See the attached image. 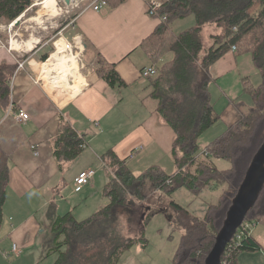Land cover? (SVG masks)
Segmentation results:
<instances>
[{"label":"trees","instance_id":"1","mask_svg":"<svg viewBox=\"0 0 264 264\" xmlns=\"http://www.w3.org/2000/svg\"><path fill=\"white\" fill-rule=\"evenodd\" d=\"M109 1L106 0L107 5ZM31 4L32 0H0V20L14 21ZM255 7H259L256 12ZM188 16L194 17L193 25L172 30L175 21ZM153 17L160 23L142 47L152 65L162 55L170 56L160 65V73L148 79L152 84L151 96L156 101L155 110L175 134L170 150L175 170L168 172L153 164L134 173L125 159L107 149L100 156L113 172L100 192L107 202L84 219H77L72 211L53 218L52 238L45 254L56 255L54 264H114L122 252L143 238V230L140 236L124 237L117 229L121 215L128 221L134 218V207L140 201L150 208L146 217L153 214L154 206L159 210L168 206L172 212L169 220L182 232L171 264H205L227 210L264 142V0H163ZM208 25L216 31L209 33L212 41L206 46L203 29ZM256 31L259 36L251 46L242 43ZM230 48L250 55L260 82L252 85L249 77L243 78L244 92L252 104L243 103L240 118L223 135L200 149V136L218 120L208 88L209 66ZM48 59L47 54L41 57L43 63ZM16 68L15 64L0 62V107L8 105L9 83ZM95 71L110 87L126 85L114 65L99 54ZM60 125L53 146L58 163L77 158L85 145L68 122ZM219 160L229 162L230 167L220 169L216 164ZM7 181L8 165L0 152V224ZM182 187L195 196L205 189L220 188L221 192L215 202L207 203L202 217H198L171 199L173 191ZM158 193L165 199L162 203L151 200ZM244 220L254 226L264 225V184ZM260 249L261 245L249 233L232 250L222 253L221 263L239 264L238 253Z\"/></svg>","mask_w":264,"mask_h":264},{"label":"crops","instance_id":"2","mask_svg":"<svg viewBox=\"0 0 264 264\" xmlns=\"http://www.w3.org/2000/svg\"><path fill=\"white\" fill-rule=\"evenodd\" d=\"M147 2L110 0L99 11L81 9L75 15L68 31L70 37L66 39L82 38L84 51L77 65L85 86L73 97L51 94L38 78L36 71L44 55L34 57L40 51L39 46L27 60L13 53L17 52L13 48L7 52L0 49V62L17 66L9 83L8 105L0 107V152L8 165L0 224V242L6 241V245L0 253V261L43 264L50 258L45 264H54L56 255L45 254L52 238L53 218L72 211L74 216L79 214L75 216L77 219H84L107 202L100 195L104 183L113 177L112 170L100 159L107 149L111 148L119 158L125 159L134 173L153 164L172 169L168 162L172 161L170 150L174 131L155 110L151 79L140 75L143 67L152 65L142 43L160 23L157 17L147 13ZM234 53L237 52L228 50L231 68H237L240 60ZM97 54L114 65L126 84L124 87H110L98 76L95 71ZM221 56L209 66L208 88L211 100L212 94L216 96L220 91L227 101L218 109L217 100L212 101L218 120L209 128L216 125L215 135L208 143L223 135L240 118L241 105L247 104L237 101L238 93L230 91L229 83L238 78V72H232V76L224 75L225 67L220 68L224 65L220 62ZM20 62H24L22 66ZM244 77L248 75L241 80ZM19 110L28 113L26 121L15 120L14 114ZM63 121L83 138L85 147L74 160L58 163L53 146ZM138 147L141 149L137 151ZM216 164L220 169L230 167L224 160ZM86 168H94L95 175L81 190L95 189L90 190L91 194L85 199H72L69 189L75 192L74 178ZM83 208L90 209L83 212ZM259 226L252 228L250 234L261 245L264 236L259 233ZM13 244L18 248L17 253L12 252ZM10 257L14 259L10 261ZM237 261L239 264H264V252L262 248L243 251L238 253Z\"/></svg>","mask_w":264,"mask_h":264},{"label":"rangeland","instance_id":"3","mask_svg":"<svg viewBox=\"0 0 264 264\" xmlns=\"http://www.w3.org/2000/svg\"><path fill=\"white\" fill-rule=\"evenodd\" d=\"M42 1L44 0H32L31 6L28 8V11L21 14V19L17 24H14L13 27H9L10 22H5L0 20V49L7 52L10 50L9 48V41L10 38L12 40H34V47L29 51H17L11 52L17 54L22 59H30L36 50V47H40L39 53L34 54V57H41L43 54L48 53L50 58L51 53L54 52L53 43L61 37H70L69 30L70 24L72 19L75 15L83 9L89 2V0H75L71 3H66L64 0H57V13L55 15H51L50 11L42 8ZM259 10V7H255L254 12ZM23 15V16H22ZM194 17L188 16L183 19H179L175 21L172 25L173 31H179L184 28H187L194 24ZM216 30L212 25L205 26L203 29V38L204 43L207 46L209 42L212 41L209 38V33L215 32ZM257 31L254 35L250 37H246L242 43H248L251 46L254 43V39L258 38ZM38 44V45H37ZM42 45V46H41ZM247 47V46H245ZM14 48H17L16 46ZM50 54V55H49ZM228 50L221 56V61L224 65L220 68L225 67V74L224 75H233L232 72H238V78L232 79L229 83L231 88L230 91L232 93H238L237 101H244L247 104H252L250 96L247 92H244L243 89V80L241 78L245 75H248L250 83L252 85H257L260 82V76L257 68L254 66L250 55L248 53H234L240 58L239 62L237 63V68L232 67L231 63L228 62ZM70 55V54H69ZM80 54V58H82ZM71 56V55H70ZM75 56V55H74ZM169 55H162L158 58L156 64L157 70L160 73V65L164 62H167L169 59ZM79 60L75 56V61ZM74 66L83 78V74L79 70L77 64ZM76 61V62H77ZM24 63V62H23ZM153 63V62H152ZM43 62H41L37 72L38 78L43 81V83L47 86L48 90L52 93H61L56 89V87L49 86L41 76V72L43 70ZM84 71V69L82 70ZM84 79V78H83ZM224 80H227V77H224ZM225 82V81H223ZM226 85V84H224ZM228 85V84H227ZM226 85V86H227ZM62 94V93H61ZM217 100V109L221 107V105L225 104L227 99L224 98V95L221 96L220 91L216 93V96L212 94V101ZM216 107V106H215ZM216 127V125H215ZM215 127L211 129H207L202 133L199 139L200 149L207 144L209 139H211L215 134ZM203 145V146H202ZM169 169L168 172L174 171L173 161H169ZM166 170V169H165ZM90 186V185H89ZM148 187V186H146ZM70 188V187H69ZM95 189V187H92ZM86 189H82L80 192H72L71 189L69 191L72 193V199H85L91 194V191ZM221 192L220 188L210 190L205 189L202 190L200 194L196 196L192 194L186 188H177L173 193L170 195L171 199L176 203L180 204L184 208H186L191 213L195 214L198 217H202L204 210L206 208L207 203L215 202L218 199V195ZM147 195H150V190H146ZM161 193L157 194V199H151L152 201H159L163 202L165 199L160 198ZM156 201V202H157ZM158 203V202H157ZM156 203V205H157ZM140 205H135L133 219L131 218L128 221V218L124 215L120 216V219L117 220V229L118 234H121L124 237H137L140 236L142 232V239L137 243L134 244L129 249L122 252L119 258L115 261L114 264H171L173 259V255L177 248V245L180 240L181 230L176 228L174 224L169 220V216L172 214L170 208L168 206H163L161 210L157 207H153V214L146 217L149 213V209L147 204L144 202H139ZM90 205V204H89ZM91 206V205H90ZM100 206V205H98ZM90 208H83L82 211H87ZM92 211V210H91ZM78 213V210L75 211ZM75 216H79L75 214ZM261 229L259 233L264 236V225L259 226ZM255 228V226H253ZM5 242H0V253L2 249L5 247ZM16 245V244H15ZM17 248V246H16ZM261 248L264 252V244H261ZM18 249V248H17ZM2 254V253H1ZM47 258V257H46ZM14 257H10L9 260L12 261ZM50 258H47L43 264L47 261L49 262ZM0 264H6L5 261H0Z\"/></svg>","mask_w":264,"mask_h":264},{"label":"water","instance_id":"4","mask_svg":"<svg viewBox=\"0 0 264 264\" xmlns=\"http://www.w3.org/2000/svg\"><path fill=\"white\" fill-rule=\"evenodd\" d=\"M66 3H70L65 0ZM21 15L14 20L17 24ZM264 184V142L254 155L246 176L232 200L223 225L218 232L215 242L205 258V264H222L221 255L226 244L231 240L235 230L245 219L248 211L254 204Z\"/></svg>","mask_w":264,"mask_h":264},{"label":"built area","instance_id":"5","mask_svg":"<svg viewBox=\"0 0 264 264\" xmlns=\"http://www.w3.org/2000/svg\"><path fill=\"white\" fill-rule=\"evenodd\" d=\"M160 5H161V2L158 0H148L147 13L151 16H155L157 14V9L159 8ZM105 6H107L106 0H89L88 4L83 9H91L93 11H99ZM159 19L161 21L164 20V18L160 16H159ZM14 24H15L14 21L10 22L9 27H13ZM60 39L62 40V44L64 46L63 50L67 53H70L71 55H75L76 58L80 59L79 55L82 53V51H84V44H83L82 38L80 36H74L72 40H68L66 39V37H61L58 40ZM13 41L19 44V49L17 51H25L27 40H17L16 39ZM11 42H12V39L10 38L9 48H12ZM55 42L53 43L54 49H55V46H54ZM232 48L234 49V46ZM19 65L22 66L23 62H20ZM157 73H158V70L155 65H148V66L143 67L140 70L141 77L146 78V79L157 75ZM14 115H15V120L17 122H23L29 118L28 113L24 110H19ZM139 149H141V147H138L137 151ZM94 175H95L94 168H86V169L81 170L74 178V190L79 191L84 184H87L93 179ZM253 226L254 225L250 223L249 221L243 220L240 226L235 230V233L233 234L231 241L228 242L229 244L227 243L224 251H226L227 249L232 250L235 247V244H237V242H239L241 238H243L244 236L250 233ZM12 252L14 253L18 252V249L16 248L15 244L12 245Z\"/></svg>","mask_w":264,"mask_h":264},{"label":"bare ground","instance_id":"6","mask_svg":"<svg viewBox=\"0 0 264 264\" xmlns=\"http://www.w3.org/2000/svg\"><path fill=\"white\" fill-rule=\"evenodd\" d=\"M68 1L71 3L75 0ZM41 4L42 8L50 11L51 15L57 13V0H44ZM33 41L31 39L27 40L25 51H29L34 47ZM11 45L13 49H19V44L13 40ZM15 46L17 48H14ZM54 46V52L51 53L50 58L43 64L41 76L49 86L56 87L62 94L73 97L82 90L85 86V81L78 74L74 66L75 56L63 50L62 40H57ZM75 64H77L76 61Z\"/></svg>","mask_w":264,"mask_h":264}]
</instances>
